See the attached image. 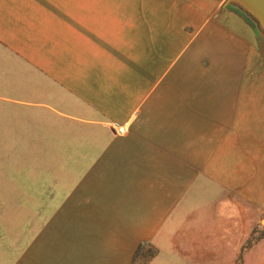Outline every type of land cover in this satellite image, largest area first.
Returning a JSON list of instances; mask_svg holds the SVG:
<instances>
[{"label": "crops", "instance_id": "obj_1", "mask_svg": "<svg viewBox=\"0 0 264 264\" xmlns=\"http://www.w3.org/2000/svg\"><path fill=\"white\" fill-rule=\"evenodd\" d=\"M223 3L0 0V100L70 154L45 215L104 234L115 264L141 245L145 264H217L264 200V54Z\"/></svg>", "mask_w": 264, "mask_h": 264}, {"label": "rangeland", "instance_id": "obj_2", "mask_svg": "<svg viewBox=\"0 0 264 264\" xmlns=\"http://www.w3.org/2000/svg\"><path fill=\"white\" fill-rule=\"evenodd\" d=\"M10 69L15 66L2 64L0 77H8ZM38 117L0 100V264H115L113 241L104 234L70 232L69 227L62 232L64 218L45 215L49 198L64 184V162L70 154L58 151L66 138L41 135ZM257 194L250 192L248 216H232L237 241L217 264H264V200H256ZM216 202L225 212L224 202ZM215 223L218 230L230 226L225 217ZM144 246L128 264H145L153 257L152 249L143 253Z\"/></svg>", "mask_w": 264, "mask_h": 264}, {"label": "water", "instance_id": "obj_3", "mask_svg": "<svg viewBox=\"0 0 264 264\" xmlns=\"http://www.w3.org/2000/svg\"><path fill=\"white\" fill-rule=\"evenodd\" d=\"M223 8L239 12L251 23L264 54V0H224Z\"/></svg>", "mask_w": 264, "mask_h": 264}, {"label": "built area", "instance_id": "obj_4", "mask_svg": "<svg viewBox=\"0 0 264 264\" xmlns=\"http://www.w3.org/2000/svg\"><path fill=\"white\" fill-rule=\"evenodd\" d=\"M116 132L118 135H124L125 134V128L123 126H117Z\"/></svg>", "mask_w": 264, "mask_h": 264}, {"label": "bare ground", "instance_id": "obj_5", "mask_svg": "<svg viewBox=\"0 0 264 264\" xmlns=\"http://www.w3.org/2000/svg\"><path fill=\"white\" fill-rule=\"evenodd\" d=\"M263 223H264V221H263Z\"/></svg>", "mask_w": 264, "mask_h": 264}]
</instances>
